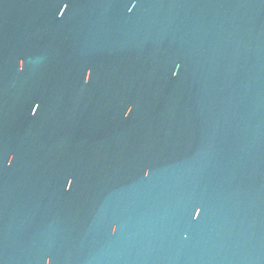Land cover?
Returning a JSON list of instances; mask_svg holds the SVG:
<instances>
[{
    "label": "water",
    "instance_id": "1",
    "mask_svg": "<svg viewBox=\"0 0 264 264\" xmlns=\"http://www.w3.org/2000/svg\"><path fill=\"white\" fill-rule=\"evenodd\" d=\"M0 264H264V0H0Z\"/></svg>",
    "mask_w": 264,
    "mask_h": 264
}]
</instances>
